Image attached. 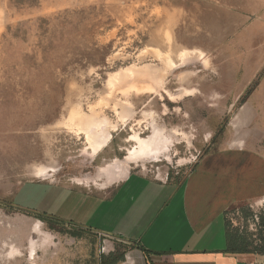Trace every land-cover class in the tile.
<instances>
[{"label":"rangeland","instance_id":"obj_1","mask_svg":"<svg viewBox=\"0 0 264 264\" xmlns=\"http://www.w3.org/2000/svg\"><path fill=\"white\" fill-rule=\"evenodd\" d=\"M132 68L156 81L124 80ZM77 112L99 117L103 147ZM125 166L176 182L228 169L232 225L246 227L241 207L264 212V0H0V264H100L133 247L82 227L84 193L62 188L111 190ZM10 242L24 256L8 258Z\"/></svg>","mask_w":264,"mask_h":264},{"label":"crops","instance_id":"obj_2","mask_svg":"<svg viewBox=\"0 0 264 264\" xmlns=\"http://www.w3.org/2000/svg\"><path fill=\"white\" fill-rule=\"evenodd\" d=\"M124 170L125 175L114 181L119 184L105 192L62 187L84 193L80 199L85 218L82 227L134 245L118 264H148L140 247L150 251L153 264H264L262 254L226 251V212L231 202L228 169L223 175L218 169H207L212 177L202 182L191 181L192 176L182 182L157 180L137 173L128 175V166ZM258 178L252 192L264 194V176ZM249 180L245 172L239 185L242 192L252 188ZM235 185L233 190L239 187ZM33 232L37 233L36 228ZM32 237L23 242L28 254ZM6 249L8 258L24 256L22 248L11 242Z\"/></svg>","mask_w":264,"mask_h":264},{"label":"trees","instance_id":"obj_3","mask_svg":"<svg viewBox=\"0 0 264 264\" xmlns=\"http://www.w3.org/2000/svg\"><path fill=\"white\" fill-rule=\"evenodd\" d=\"M240 212L246 221V227H243V229L233 226L226 216V251L233 253L250 252L264 255V212H260L257 215L248 206L241 207ZM248 221L255 223V232L248 230ZM140 249L144 252L148 264H153L150 260V251L143 247H140ZM127 250V248L124 249L120 254L114 251L109 254H103L100 264H118L125 259Z\"/></svg>","mask_w":264,"mask_h":264},{"label":"bare ground","instance_id":"obj_4","mask_svg":"<svg viewBox=\"0 0 264 264\" xmlns=\"http://www.w3.org/2000/svg\"><path fill=\"white\" fill-rule=\"evenodd\" d=\"M186 53V52H185ZM161 55V53L159 54ZM161 57V56H160ZM184 60V57H182V59L180 58V61L178 60V63L180 64L182 61ZM173 60L171 59V57H169L167 59V64L170 65L171 62ZM175 62V61H173ZM154 70L153 69H150L148 68L147 70H145V68H142L140 70H135V69H130L129 71H126L125 73L123 72L122 75H124V80L125 79H132L133 81L134 80H137V77L141 76V78H144L146 79L147 82L149 81H156V77L155 75L153 74ZM121 75V73L119 74ZM116 79V83L115 84H118L121 79H119L117 76L115 77ZM137 82V81H136ZM140 82V81H139ZM112 83H113V80H112ZM138 83V82H137ZM137 83H132L133 85H138ZM128 84V83H127ZM131 84V85H132ZM147 84V83H145ZM130 85V86H131ZM135 85V86H136ZM129 86V87H130ZM141 87H145V86H141ZM132 88V86H131ZM140 88V87H139ZM153 88V87H152ZM155 90V89H154ZM123 109V107H122ZM126 110V109H125ZM124 111V110H123ZM127 112V111H126ZM99 118V117H98ZM96 117L95 114H93L92 116L91 115H87V114H80L77 112V114L75 115V118L72 120L71 124L75 125V126H80L81 128H85L87 126V133L89 134L90 138L94 139V148H100V147H103L105 145V143L108 141L110 135L108 132H106L105 130H101V131H97L95 132L94 134H92L91 132V128L93 127H98L100 125V123L98 122L99 119ZM105 119V118H104ZM102 119V120H104ZM101 126V125H100ZM101 128V127H100ZM107 128V127H106ZM97 129V128H96ZM102 129V128H101ZM93 130V129H92ZM162 137H163V133L162 131L160 130V128L158 127H154V134L152 135L151 137V141H150V144H152L153 146H158L159 144L161 145L162 144ZM150 140V139H149ZM148 141V140H147ZM148 143V142H147ZM147 143H144V144H147ZM149 144V145H150ZM165 144V143H164ZM148 145V146H149ZM148 146H146L148 148ZM150 148V147H149ZM159 148H161L159 146ZM163 148V147H162ZM145 149V147H144ZM158 149V148H157ZM142 150V149H141ZM148 150V149H147ZM150 151V150H149ZM152 152V151H151ZM125 175V173L120 177L122 178L123 176ZM36 232H40V224L37 223L36 224ZM15 250V249H14ZM37 254V240L32 237L31 238V241H30V245H29V256L31 259H33L35 257V255Z\"/></svg>","mask_w":264,"mask_h":264}]
</instances>
